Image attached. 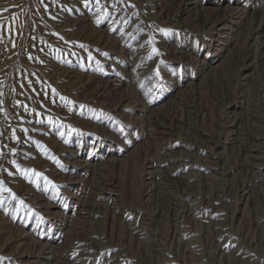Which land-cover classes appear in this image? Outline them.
Returning <instances> with one entry per match:
<instances>
[{"label":"rangeland","instance_id":"374dc122","mask_svg":"<svg viewBox=\"0 0 264 264\" xmlns=\"http://www.w3.org/2000/svg\"><path fill=\"white\" fill-rule=\"evenodd\" d=\"M168 1L160 0L151 18L140 0H0V228L5 231L0 232V264H23L11 246L1 247L7 235L18 232L26 237L21 251L34 253L39 245L52 244L56 254L63 252L61 258L74 259L72 264H112L108 258L116 264H264V246L256 250L253 245L245 247L243 263L227 261L226 256L216 262L211 256L214 247L208 246L211 226L204 231V223L193 212L187 216L179 207L174 210L170 199L193 189L205 211L219 208L227 219L231 214L241 217L243 229L253 228L254 215L264 220V206L254 212L232 194V188L241 184L242 178L231 176L240 156L223 142L226 121L235 118L248 141H260L264 151L260 98L264 31L257 33L258 27H264V0H198L200 6L219 10H197L200 20H193L190 10L186 21L164 22V11L157 13ZM176 2L169 3V13ZM222 5L240 7L241 26L228 33L226 41L210 22L215 12L222 14ZM202 13L209 17L205 25ZM76 19H80L77 25H67ZM138 41L140 47L131 48ZM228 47L230 60L226 61ZM154 48L158 54H153ZM114 72L128 75L125 84L141 106L159 113L158 121L170 127L168 135L156 134L157 120L150 123L138 112L118 106L120 90H103L94 96L97 82L107 81ZM71 81L79 84L72 93ZM239 101L243 108L232 107ZM191 125L211 136L206 141L204 134L196 133L201 139L196 153ZM149 128L155 139L145 145ZM134 146L138 147L135 155L120 162ZM145 155L154 159L171 155L175 163L185 160L195 175L189 185L171 178L170 192L146 197L150 184L142 180ZM76 159L104 165L101 171L115 184L116 210L111 211L113 201L107 200L104 207V200H99L103 197L93 181L96 173L69 166ZM70 175L82 177L83 184H68ZM82 190L86 199L103 202L94 206L101 215L64 242L52 217L55 212L71 217L75 209L71 195L82 196ZM39 203L55 207L43 208ZM189 231H194V253L183 247ZM145 233L151 238H145ZM229 242L224 244L226 254L231 251ZM82 246V253L94 256L79 255Z\"/></svg>","mask_w":264,"mask_h":264},{"label":"bare ground","instance_id":"6f19581e","mask_svg":"<svg viewBox=\"0 0 264 264\" xmlns=\"http://www.w3.org/2000/svg\"><path fill=\"white\" fill-rule=\"evenodd\" d=\"M140 1L142 2V6L145 8V10H147L150 13V17L151 18L155 17L156 14H154L153 11H155L154 9L157 6V4L160 2V0H140ZM172 1L173 0L168 1L166 3V5L164 6V9L162 8L157 13V15H162L163 14L162 11H164V15H165V16L163 15L164 16V22L166 20L171 21L172 18H178V19H182V20L186 21L187 18H185V13L189 12L190 10H193V13H194V15L192 17L193 20H200L199 19L200 15L198 14L199 10H201V11H205V9H209V10H213V11H218L219 10L217 7H215V8H207V7H204L203 5L200 6V2L198 0H176L177 1L176 2L177 3V7L174 10H172L171 13H169L167 7H168L169 3H171ZM239 10H240V7H238V5L235 6V7H231V5H230V7H224L223 10H222V14L220 16L219 15L217 16L218 13L215 12L214 13L215 17L210 21L212 26H216V30L218 31V33H217L218 36L224 38V41H226L225 38L228 37V33H230L234 28H238V27L241 26V24H239V22H238V19H239V16H240L238 14ZM241 11H243V10H241ZM205 14L206 13H202L201 14V16H203V20L201 19L202 20V23H201L202 25L203 24L205 25L206 19L209 18ZM160 17H162V16H159V18ZM79 20L80 19H76L73 22H71L70 24L67 23V25L68 26L69 25L72 26L73 24L77 25V23H79ZM174 20H176V19H174ZM158 21H160V20H158ZM138 28L136 30H138ZM258 29H259L257 31L258 35L262 34V32L264 31V27H258ZM99 34H101V33H99ZM258 35L255 36V38H257ZM98 38H99V36H98ZM97 41H98V39H97ZM130 46H131V48H135V49L139 48L140 47L139 46V41L135 42L134 44H132ZM225 51L228 53V56L226 55L227 56L226 57V61H229L230 60L229 59L230 58L229 47L226 48ZM136 52H137L136 54L139 53L138 51H136ZM211 69L212 68H210V70ZM61 71H62V69H61ZM63 71H62V73H63ZM125 72H127V71H125ZM139 72H141V71H139ZM248 76H249V74L245 75V78H246L245 81H247ZM65 78H67V76ZM73 78H72V80H73ZM127 78H128V75H126L125 73L122 74V73L114 72L113 74L110 75V77H109V79L107 81H105V82L101 81L99 83L97 82L98 85L95 87V90L93 92L94 96H96V97L100 96L101 94H103V90L112 91V92L114 90L115 91L116 90H120L119 91L120 97L118 99V102L116 103L118 106H121V107H124L126 109H130V110H134V111L138 112V114L146 117L147 120L150 121V123H151V119H153V121L154 120L158 121V114L159 113L151 111L147 107L141 106L142 104H140L138 96L136 95V93H134L133 89L129 85L125 84V81L128 80ZM73 83L74 82L71 81V85H68L69 89L71 90L70 91L71 93H72L73 90H77L78 89V85H79V84L75 85ZM75 83H77V82H75ZM260 98L264 102V87H262V93L260 94ZM114 104H115V102H114ZM242 104H243L242 101H239L237 104H235V103L232 104V107H236V108L241 109V108H243ZM160 113H162V112H160ZM161 117H163V116H161ZM262 117L264 119V113L262 114L261 118ZM161 122H163V121H160V122L158 121V123H156L157 125L159 124L160 130L158 131L156 128H154V130L156 129V131H155L156 134L159 133L160 135H165L166 136V134L168 135L169 132H171L170 131V127L162 124ZM226 124H227L228 129H227L226 132H224L225 134H224V137H223L224 138L223 142L226 141L227 143H229V145L233 149L235 148L237 150L236 152L240 156V161L237 163L236 167H234L236 170L234 169L235 172L231 176H232V178H235V179L236 178H238V179L242 178L241 179V184L237 185L236 187L234 186L235 188H232V189H234V192L232 194L235 197H238L239 200H241V202H243V206H245V207L247 206V208L250 207V208L255 210L254 212H256L262 206H264V151L260 150L261 142L260 141L249 142L248 141L249 137H247L246 134L244 133L241 123L239 121H237L235 118L232 119V120H227ZM34 128H36L37 130H41V131L45 130L42 127H34ZM178 128H181V127H178ZM186 128H188V127H186ZM199 128L192 126L191 131H190V132H192V135H193L192 136L191 133H190V135L193 137V140H192L191 144L195 148L193 150V151H195V153L197 152V150L200 149L199 148V141H197L199 138H197L198 136L196 135V133L204 134V137H205L206 141H209L211 139L210 133H208L207 131H202ZM155 132L151 131L150 128L148 129V134L146 133L147 136L144 138V142H143L145 145L149 143L148 142L149 139H151V140L155 139V136H154ZM221 135H222V133H221ZM257 135H258V133H257ZM204 137H201V138H204ZM259 138L256 137V139H259ZM199 140L201 141V139H199ZM216 140H217V138H216ZM152 141H154V140H152ZM213 142H214V140H213ZM214 147H215V145H214ZM137 148H138L137 146H134L132 149H129L128 152H127V155H126L127 158L126 157H125V159L124 158H120L119 161L120 162H125L128 159V156L131 155V153L135 155V152H136ZM210 148L212 149V147H209L207 149H210ZM65 152H67V151H65ZM27 153H30V151L28 150ZM192 155H193V153H192ZM146 156L147 155H145L144 158H143V162L145 164V168H144V171L142 173L143 182H145L146 184H150V188L145 193L146 197H149V196H151L153 194L158 195L160 192H163V191H168L167 189H169L170 181L172 180L171 178H174L175 180H179L180 182L185 183L186 185H189L191 177L195 175L191 171V169L193 168L192 165L187 164L186 162L184 163L185 160L183 162L181 160V162L175 163L176 159H175L174 156H171V155H167L164 158H159V157L157 158L156 157V159H154L151 156L150 157H146ZM113 159H115V158H113ZM194 159H195L196 163L200 162L198 156L194 157ZM69 166L72 167V168H75V169H80V170L84 171L85 173H88V172H91V171L96 173L93 176L94 177L93 181L95 180L96 183L98 184L97 185V193H100L102 195V197H103V198H101L99 200L103 199L105 203H103V202L96 203L97 201L95 202L92 199L91 200L86 199V197H85V195L83 193V190H82V193H83L82 196L81 195H77V194H72L71 196L74 198V201H73L74 204L73 205L75 206V209H73V211H72L73 215L70 217L69 215H64L62 213L55 212L54 213L55 215L52 217L54 219L55 224L57 225V229L61 230V232L64 235V239H63L64 242H68L71 239L72 235L74 236V235H76L78 233V231H80V228L84 229L86 227V225L90 224L92 222L91 218L94 219V218H97V216L101 215V211L97 210V209H94V206H96V205L98 206L100 203H103V205L105 207V206H107V203H106L107 200H110L111 202L113 201L112 205H111V211L112 210L114 211L117 208L116 205H115V202H114L116 200V199H114V197L116 195V193H115L116 191L114 189L115 184H114V182L111 179H107L106 175L103 174V172L101 171L102 166H104V165H96V164L94 165L88 159H76V160L72 161L71 165H69ZM207 167L210 168L212 166L211 165H207ZM67 182H68V184H71V185L75 184V186H77V184H79V183L83 184V179L80 176H71L70 175V177L68 178ZM185 191L186 192L183 193L182 195H177V194L171 195L170 199L173 200V204L175 205V206H173V207H175L174 210H177L178 207H179V208H181L182 211H185V213H187V216H188V214L191 216V214L193 212L194 216H195L194 218L197 217V220L200 223L201 222L204 223L203 224L205 226L204 231H206L207 228L209 226H211L210 229L213 231V234H212L211 239H210V245H208V246L213 245L214 249L212 251V255L211 256L215 258L216 262H221L222 257L226 256L227 261L228 260H234V261L238 260L241 263H243V261H245V257H246V253H245L246 252L245 251L246 248L245 247H247L248 245L249 246L253 245V249L257 250V249H260L261 247L264 246V220L262 219V217H260L258 215H254V226H253V228H251L250 226L247 225L246 229H243L246 225H244L242 223L243 220L241 219V217L233 218V214H231L230 219H227L225 217V215L223 216L222 210L219 209V208H215V207H214L215 208L214 210H212L210 212H207V211H205V207H203V205H200L201 200L198 199L195 190L190 189V190H185ZM168 192H170V191H168ZM97 193H96V195H97ZM177 202L179 204H177ZM39 206H41L43 208L44 207H48V206L55 207V205L50 204V203H46V204L45 203L44 204L43 203H39ZM133 209H135V212H140L141 213V211H142L141 209H138V208H133ZM111 216L113 217V215H111ZM71 220H72V222H71ZM0 223H1V217H0ZM71 223L73 225H75L76 227H74ZM4 224H6V223H4ZM3 226H5V225H3ZM232 226H233V228H231ZM8 228L10 229V227H7L6 229H8ZM3 229L4 228H0V232L1 233L5 232ZM241 231H243V233H244L243 235H241L242 234ZM193 234H194V231H189L187 233V235H186V237L188 239L184 240V242H183L184 249L187 252H189V253H194L197 250L195 239H194V237H192ZM204 235H205V233H204ZM144 237L148 239V238H151V235H150V233H145ZM25 241H26L25 233L18 232V233H15L12 236L11 235H7L5 237V239H4V241L2 242L1 247H7V246L10 247L11 246L14 249L13 250L14 254L17 255L16 257L19 258L21 260L20 262H23V264H38L37 263V259H36L37 257L39 259L41 258L43 261H44V259L45 260L48 259V261L54 260L57 264H72V263H74V259L70 260V259L64 258L65 256L63 258H61L60 254L63 253L62 251L60 253L57 252V254H56L55 250H53L52 244L51 245L50 244H48V245H46V244L45 245H39L38 250L35 251L34 253L33 252H27V251H21V246L25 243ZM227 241H230L229 243H230V245H232L231 251H229L228 254L225 253L226 249L224 248V244ZM11 247H10V249H12ZM79 250H81V254L78 253L79 255L84 254V255H86L88 257H93L94 256V255H92L90 253H86V254H85V252L82 253L83 246L79 247ZM56 255H58V258H56L57 257ZM28 258H35L36 260H31L30 261V259L27 260ZM151 258L152 257H150L148 259L151 260ZM108 260H109V262H112V264H116L115 262H113L114 260L112 258H108ZM59 261H61V262H59ZM154 261H155V259H154ZM148 264H156V263L153 262V261H150Z\"/></svg>","mask_w":264,"mask_h":264},{"label":"snow or ice","instance_id":"6c2138e0","mask_svg":"<svg viewBox=\"0 0 264 264\" xmlns=\"http://www.w3.org/2000/svg\"><path fill=\"white\" fill-rule=\"evenodd\" d=\"M162 32L166 31V30H161ZM153 54H158V50L157 49H153Z\"/></svg>","mask_w":264,"mask_h":264}]
</instances>
